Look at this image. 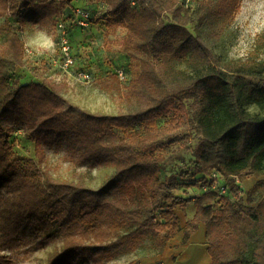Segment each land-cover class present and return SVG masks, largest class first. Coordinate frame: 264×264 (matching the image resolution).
<instances>
[{"label":"trees","instance_id":"1","mask_svg":"<svg viewBox=\"0 0 264 264\" xmlns=\"http://www.w3.org/2000/svg\"><path fill=\"white\" fill-rule=\"evenodd\" d=\"M108 4L112 19L146 54L130 84L139 107L117 114L80 107L63 95V84L50 79L13 78L25 67L26 55L11 18L46 26L58 10L54 0H0V252L43 247L47 239L41 233L57 226L69 242L52 264H108L146 248L127 263L142 264L182 230L177 209L194 202L197 211L186 223L183 244L203 223L211 264H264V60L229 64L215 52L239 0L200 2L196 33L188 28L192 8L179 0ZM181 63L190 71L176 69ZM186 99L197 102L193 118ZM246 103L260 111L251 112ZM159 119L175 130L153 132ZM184 124L200 136L195 179H183L186 172L162 180L156 150L177 143ZM19 132L34 144L36 158L14 154L12 138ZM54 148L78 167L113 166L116 172L97 189L59 180L45 165L46 150ZM214 173L225 178L235 200L215 191L175 194L212 185L208 178ZM248 176L258 181L239 195V183ZM136 188L144 204L127 201L126 189ZM0 264L10 262L0 255Z\"/></svg>","mask_w":264,"mask_h":264},{"label":"rangeland","instance_id":"2","mask_svg":"<svg viewBox=\"0 0 264 264\" xmlns=\"http://www.w3.org/2000/svg\"><path fill=\"white\" fill-rule=\"evenodd\" d=\"M208 1L211 0H179L180 4L192 8V22L188 25L191 32L198 31L196 11L199 3ZM54 3L58 13L46 26L35 24L30 18L23 23L11 18L25 44L26 55L25 67L17 68L12 77L22 82L50 79L63 84V95L91 112L117 114L139 107L137 99L130 94V84L141 73L146 54L138 48L136 40L130 39L127 28L119 20L112 19L109 14L111 9L109 0H74L72 5L68 6H63L64 0H54ZM73 4L75 7L92 11L94 16L90 26L82 28L78 24L76 8ZM61 23L67 28L75 58L74 66L68 69L60 64L62 32L59 25ZM215 52L222 56L224 63L229 64L264 60V0H239L235 17L216 44ZM119 69L125 72L124 80L118 76ZM176 69L190 71L186 63L177 65ZM80 72L88 73L90 78H81ZM185 102L189 117L193 118L198 108L197 102L194 99H186ZM246 107L251 112L260 111L254 104L246 103ZM172 128L165 120L159 119L153 132L166 134L175 130ZM177 131L180 135L177 143L156 150L162 158L160 177L163 180L172 173L188 172V175L183 174V179L193 181L195 178L191 174L196 164L194 150L200 136L189 124L181 125ZM138 132H143V129L139 128ZM12 140L13 152L16 156L36 158L34 144L25 139L21 132L15 134ZM45 165L59 180L83 181L87 186L95 189L116 172L113 166L93 170L78 167L68 162L64 153L55 148L46 150ZM208 179L211 181L213 176ZM245 180L246 185L243 184ZM245 180L239 183L240 191H243L239 194L242 196H246V187L250 188L258 178L248 176ZM219 184L221 183L217 181L216 186ZM126 190V198L130 203L138 205L146 202L141 189ZM204 192V187L192 186L186 192L175 191V194L196 197ZM224 198L235 200L236 196L232 193ZM186 206L177 209L183 221V230L186 227L183 219ZM40 236L47 239L43 247L21 245L12 251H2L0 255L10 264H52L68 244L69 236L57 226L42 232ZM147 252L146 248H142L136 253L120 257L108 264H127L133 258Z\"/></svg>","mask_w":264,"mask_h":264},{"label":"crops","instance_id":"3","mask_svg":"<svg viewBox=\"0 0 264 264\" xmlns=\"http://www.w3.org/2000/svg\"><path fill=\"white\" fill-rule=\"evenodd\" d=\"M243 184L246 185V180L244 181ZM250 188L246 187L247 190H249ZM184 210L185 213L183 219L185 220L184 224H186L187 221L193 218L194 215L196 214L197 209L195 203L194 202L188 203ZM182 222L183 221L181 218V224ZM183 237H184V230L182 229L177 235L174 236V238L170 240L165 250L160 255L152 256V257H144L141 259V263L142 264H211L212 263L211 256L208 252L205 224L199 223L198 230L190 237L189 241L186 244L182 243Z\"/></svg>","mask_w":264,"mask_h":264},{"label":"built area","instance_id":"4","mask_svg":"<svg viewBox=\"0 0 264 264\" xmlns=\"http://www.w3.org/2000/svg\"><path fill=\"white\" fill-rule=\"evenodd\" d=\"M75 15L77 16L78 24L82 28L90 26L91 18H92V11L91 10H89L87 8L78 7L75 10ZM59 29L62 32L60 64H62L65 69H68V68H71L74 66L75 58H74L73 53H72V45L70 43V38L68 37L66 26L63 23H61L59 25ZM79 76L83 79H89L90 78V75L86 72H80ZM118 76L121 80H124L126 78V75H125V72L123 69L118 70ZM212 180H214L212 185L203 186L205 189V192L215 191L220 196H228V195L232 194L230 185L226 182L225 178L222 175H220L219 173H214ZM217 181H219L221 183L218 186H216ZM239 193L241 194L242 192L240 191Z\"/></svg>","mask_w":264,"mask_h":264}]
</instances>
